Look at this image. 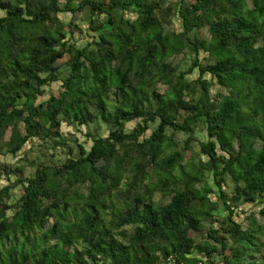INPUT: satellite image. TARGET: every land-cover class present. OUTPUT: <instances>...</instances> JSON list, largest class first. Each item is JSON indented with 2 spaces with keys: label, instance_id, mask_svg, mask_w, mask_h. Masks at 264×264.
<instances>
[{
  "label": "trees",
  "instance_id": "1",
  "mask_svg": "<svg viewBox=\"0 0 264 264\" xmlns=\"http://www.w3.org/2000/svg\"><path fill=\"white\" fill-rule=\"evenodd\" d=\"M169 256L264 264V0H0V264Z\"/></svg>",
  "mask_w": 264,
  "mask_h": 264
},
{
  "label": "rangeland",
  "instance_id": "2",
  "mask_svg": "<svg viewBox=\"0 0 264 264\" xmlns=\"http://www.w3.org/2000/svg\"><path fill=\"white\" fill-rule=\"evenodd\" d=\"M169 1L173 3V2H175L176 0H169ZM175 27H177V26L175 25L174 28H175ZM179 58H180V57H179ZM179 58H178V59H179ZM63 60H64V59H63ZM61 61H62V60H61ZM158 90H159V92L163 93V91H164V87H160V86H159ZM131 126H132L131 124H130V125H127L126 128H130ZM104 129H105L104 127H101V132H102V133H103ZM181 138H182V137L179 136V139H181ZM197 138L201 139L202 137H201V135L199 134V135H197ZM80 140H81V141H84V142H87V141L84 139V137H80ZM194 148L197 149L196 145H194ZM7 160H8V161H10V160L12 161V160H13V163H14L15 165H17V163H16V162H17V158H15V159H10V158H8ZM157 199H159L160 201L163 200V199H161V198L159 197L158 194H156V200H157ZM163 201H167V198H165ZM255 218L258 220L259 223H262V219H261L258 215H255ZM241 225H242V227H244V225H245V221L242 222ZM244 228H245V227H244Z\"/></svg>",
  "mask_w": 264,
  "mask_h": 264
},
{
  "label": "built area",
  "instance_id": "3",
  "mask_svg": "<svg viewBox=\"0 0 264 264\" xmlns=\"http://www.w3.org/2000/svg\"><path fill=\"white\" fill-rule=\"evenodd\" d=\"M159 264H173V260L171 256H169L166 260L161 261Z\"/></svg>",
  "mask_w": 264,
  "mask_h": 264
}]
</instances>
